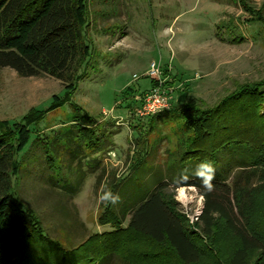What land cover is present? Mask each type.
Masks as SVG:
<instances>
[{
    "label": "trees",
    "instance_id": "1",
    "mask_svg": "<svg viewBox=\"0 0 264 264\" xmlns=\"http://www.w3.org/2000/svg\"><path fill=\"white\" fill-rule=\"evenodd\" d=\"M244 7L252 16L250 23L264 29L261 11ZM91 21L90 0H0V69L9 68L23 78L53 77L66 91L65 97L54 96L46 110H31L14 124L0 123V264H264V79L240 85L213 106L194 99L179 102L164 112L169 117L177 113L183 122L174 138L152 143L136 127L139 150L129 164L132 178L141 179L140 172L162 143L169 148L164 164L156 166L153 177L160 179L151 191L132 181L127 190L124 179L114 176L110 190L119 194L123 188L126 196L105 206L99 224L110 226L108 232L63 247L20 199L18 187L28 165H44L49 155L61 156L73 145L72 163L80 159L81 164L87 147L95 155L90 170L99 174L97 186L105 174L101 155L112 138L106 125L89 120L84 126L74 118V125L48 144L41 133L32 143L29 129L68 103L86 75L92 56ZM65 137L69 141L63 142ZM28 147L34 159L20 157ZM202 161L216 170L211 192L193 175ZM171 185L193 187L203 198L194 224L179 210Z\"/></svg>",
    "mask_w": 264,
    "mask_h": 264
},
{
    "label": "rangeland",
    "instance_id": "2",
    "mask_svg": "<svg viewBox=\"0 0 264 264\" xmlns=\"http://www.w3.org/2000/svg\"><path fill=\"white\" fill-rule=\"evenodd\" d=\"M244 3L264 17V0H90L88 44L92 56L87 73L68 103L29 129L32 143L41 133V140L48 144L70 129L74 118H80L84 126L91 120L107 126L111 146L101 155L105 174L98 186L99 174L90 170L95 155L88 147V156H81L80 165V159L74 163L69 159L76 155L73 145L63 155H49L44 165H28L23 172L20 199L39 214L52 239L70 248L110 231V226L99 224L106 206L99 196L110 190L109 183L116 178L124 179L127 190L132 181L145 192L151 191L160 179L153 177L156 166L164 164L169 146L162 143L148 168L140 172L141 179L132 178L128 168L139 150L138 129L152 143L174 138L183 122L177 113L169 117L164 112L179 102L194 99L213 106L240 85L264 79V29L250 23L252 16ZM152 63L161 68L170 100V107L155 115L153 124V116H137L141 107L138 98L155 82L149 77ZM64 88L63 82L50 76L23 78L9 68L0 69V123L14 124L31 110H46L54 96H66ZM128 88L132 92L125 93ZM151 125V133L145 134ZM65 138L63 142L69 141ZM30 149L20 157L34 159ZM66 184L70 186L64 188ZM181 189L185 198L180 196ZM122 191L120 202L126 196ZM169 192L194 224L196 220L189 217L203 207L197 190L171 185Z\"/></svg>",
    "mask_w": 264,
    "mask_h": 264
},
{
    "label": "built area",
    "instance_id": "3",
    "mask_svg": "<svg viewBox=\"0 0 264 264\" xmlns=\"http://www.w3.org/2000/svg\"><path fill=\"white\" fill-rule=\"evenodd\" d=\"M160 71L161 68L155 63H152L150 66L149 77L156 82V86L138 98L141 102V107L137 110V116L139 117L155 116L170 107V100L167 95L168 92L165 90L166 88L164 86V81L161 78ZM197 213L198 214H195L196 216H193L192 218L188 215L187 216L189 219H195L197 221L202 213V209Z\"/></svg>",
    "mask_w": 264,
    "mask_h": 264
},
{
    "label": "clouds",
    "instance_id": "4",
    "mask_svg": "<svg viewBox=\"0 0 264 264\" xmlns=\"http://www.w3.org/2000/svg\"><path fill=\"white\" fill-rule=\"evenodd\" d=\"M215 168L211 162L202 161L196 166L193 175L201 180L206 191L211 192L214 189L212 181L215 179ZM99 201L104 205H115L120 201L118 194H114L111 190H103L99 196Z\"/></svg>",
    "mask_w": 264,
    "mask_h": 264
},
{
    "label": "bare ground",
    "instance_id": "5",
    "mask_svg": "<svg viewBox=\"0 0 264 264\" xmlns=\"http://www.w3.org/2000/svg\"><path fill=\"white\" fill-rule=\"evenodd\" d=\"M180 196H181L182 198H185V197H186V192H185L184 189H181V190H180Z\"/></svg>",
    "mask_w": 264,
    "mask_h": 264
}]
</instances>
